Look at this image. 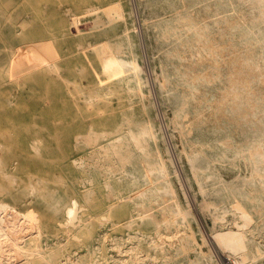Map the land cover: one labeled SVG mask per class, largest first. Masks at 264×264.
Here are the masks:
<instances>
[{
    "label": "rangeland",
    "instance_id": "374dc122",
    "mask_svg": "<svg viewBox=\"0 0 264 264\" xmlns=\"http://www.w3.org/2000/svg\"><path fill=\"white\" fill-rule=\"evenodd\" d=\"M189 2L0 0V205L2 217L24 228L27 223L30 231L19 242L0 244V264H114L120 259L117 244L124 251L123 264H136L131 261L135 256L148 260V247L135 245L134 237L149 225L129 226L130 207L116 208L112 219V213L103 211L107 179L90 158L93 148L83 142L117 116L125 130L136 133L144 124L158 135L154 146L167 162L181 205L187 208L189 203L192 214L182 226L193 238L186 259L211 264L213 256L215 264H236L212 237L214 231L245 225L239 205L251 216L246 226L248 258L240 263L264 264V194L249 181L250 160L236 150L237 142L264 139V131L234 121L197 122V110L207 108L208 116L223 85L200 86L206 104L188 100L189 84L178 72L175 56L182 32L171 29ZM257 15L238 0H214V41L256 47L259 54L261 48L245 36L251 31L264 37V23L252 22ZM222 16L240 26L229 31ZM116 47L122 53L112 50ZM108 58L118 65L108 68ZM131 60L137 61V71L127 64ZM228 69V76L236 79L239 72ZM159 77L167 78L165 89ZM258 92L263 95L264 87ZM228 139L234 146L226 144ZM200 151V161H214V180L206 181L205 190L209 203L222 212L226 208L221 222L200 212L202 195L188 180V156ZM129 171L139 176L142 169ZM168 240L176 245L174 237ZM35 248L41 254L33 253ZM149 252L154 264L165 258L159 250ZM167 257L169 264H178L171 258L175 255Z\"/></svg>",
    "mask_w": 264,
    "mask_h": 264
},
{
    "label": "bare ground",
    "instance_id": "6f19581e",
    "mask_svg": "<svg viewBox=\"0 0 264 264\" xmlns=\"http://www.w3.org/2000/svg\"><path fill=\"white\" fill-rule=\"evenodd\" d=\"M205 2H208V6L202 8V3ZM238 2L257 12L256 18L252 19L254 25L264 23V0H238ZM89 11L91 12L92 8ZM177 14V26L171 31L179 30L182 32V38L186 37L184 40L180 39V46L175 56L180 60L178 72L181 73L183 81L189 84L187 86L188 100L196 105L206 104L208 97L200 86L218 82L223 85L217 89L220 91H218L219 94H214V106L208 116L204 114L207 108L197 110L196 115L200 117L197 122L221 125L223 121L227 123L234 121L240 126L253 124L264 131V93L259 95L258 92H261L264 87V37H260L261 32L246 31L245 33V36L252 37L253 42L261 48L258 54L256 47L245 45L239 48L214 41V0H190L185 9ZM219 19L229 31L240 26L238 21L230 17L222 16ZM166 35H171V32L168 31ZM112 50L122 53L120 47ZM105 61L108 68L115 64L118 65L119 62L114 63L111 58ZM127 64L136 71L138 70L136 60L128 61ZM227 69L228 72L232 69V71H238V77L235 79L233 78L235 76L231 74L228 76L229 73L225 72ZM159 80L161 88L165 89L167 78L159 77ZM181 113L179 112L180 115ZM113 121L105 125L106 129L102 132H90L83 138V142L93 148L90 158L107 179L108 196L103 211L112 213V219L116 208L130 207L132 220L129 226L149 225L150 229L141 230L134 237L137 239L135 245L144 244L148 247L146 255L148 260L135 256L131 261L136 264H154L149 251L155 249L165 257L161 264H169L168 255H175L176 257L171 258H175L178 264H199L197 259H186V250L188 247H193V238L182 230V226L192 217V214L189 203H187V208L181 205L175 187L169 178L172 173L167 162L161 161L160 151L154 146L153 141L158 139L157 133L153 127L144 124L136 133L125 130L126 128L121 123L123 120L118 116ZM175 122L179 121L175 120ZM226 144L230 147L234 146L230 139ZM236 150L238 155L250 160L248 161L251 165L249 181L252 186L264 194V139L256 140L248 145L244 142H237ZM137 157H140V161H136ZM203 158L202 151L197 155L188 156L190 169L188 180L191 186L196 187L202 195V200L199 201L200 212L210 215L217 223L223 221L226 208L223 212L219 211V206L207 200L206 181L214 180V161H200ZM203 162L207 163V168L201 167ZM136 166L142 169L139 176L129 171V167L135 168ZM173 173L176 172L173 170ZM123 177L126 178L124 185L114 186L111 183V180L120 182ZM215 179L218 180V178ZM156 183L159 185L153 187ZM2 206L0 205V244L2 243L4 247L5 244L16 243L23 237L25 238L30 231L27 223L24 228L23 224L21 226L17 222H9V216L2 217ZM235 206L241 212L245 225H239L235 229L226 231H214L212 238L236 264H241L240 260L244 263V260L248 258L246 257L248 248L246 226L251 221V216L241 206ZM262 221L264 222V217ZM167 237L168 239L174 237L176 245L173 246ZM115 247L120 259L119 261L114 260V264H123L124 256L121 253L123 254L124 251L118 244ZM32 252L37 255L41 254L39 248H35ZM201 256L205 257L204 254ZM209 259L211 264H215L213 256H209ZM124 263L127 264V262Z\"/></svg>",
    "mask_w": 264,
    "mask_h": 264
},
{
    "label": "built area",
    "instance_id": "2783aa9c",
    "mask_svg": "<svg viewBox=\"0 0 264 264\" xmlns=\"http://www.w3.org/2000/svg\"><path fill=\"white\" fill-rule=\"evenodd\" d=\"M228 264H231V263H228Z\"/></svg>",
    "mask_w": 264,
    "mask_h": 264
}]
</instances>
